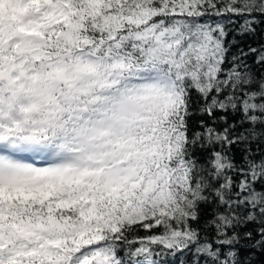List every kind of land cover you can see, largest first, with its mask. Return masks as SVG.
Masks as SVG:
<instances>
[{"label": "snow or ice", "instance_id": "obj_1", "mask_svg": "<svg viewBox=\"0 0 264 264\" xmlns=\"http://www.w3.org/2000/svg\"><path fill=\"white\" fill-rule=\"evenodd\" d=\"M0 264H264V0H0Z\"/></svg>", "mask_w": 264, "mask_h": 264}]
</instances>
